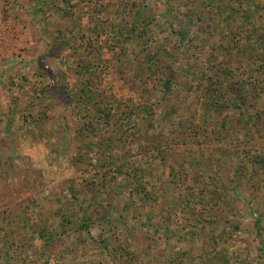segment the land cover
Instances as JSON below:
<instances>
[{"label":"rangeland","instance_id":"374dc122","mask_svg":"<svg viewBox=\"0 0 264 264\" xmlns=\"http://www.w3.org/2000/svg\"><path fill=\"white\" fill-rule=\"evenodd\" d=\"M0 264H264V0H0Z\"/></svg>","mask_w":264,"mask_h":264},{"label":"trees","instance_id":"16d2710c","mask_svg":"<svg viewBox=\"0 0 264 264\" xmlns=\"http://www.w3.org/2000/svg\"><path fill=\"white\" fill-rule=\"evenodd\" d=\"M182 35V34H181ZM166 88H169L168 86Z\"/></svg>","mask_w":264,"mask_h":264}]
</instances>
